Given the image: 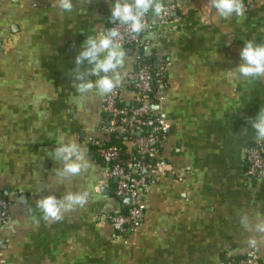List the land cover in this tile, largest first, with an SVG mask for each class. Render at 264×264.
I'll list each match as a JSON object with an SVG mask.
<instances>
[{
	"label": "crops",
	"instance_id": "crops-1",
	"mask_svg": "<svg viewBox=\"0 0 264 264\" xmlns=\"http://www.w3.org/2000/svg\"><path fill=\"white\" fill-rule=\"evenodd\" d=\"M162 2L175 5L170 22L146 27L141 51L162 75L156 110L171 128L142 192V220L120 235L106 216L125 206L90 150L94 141L111 142L101 130L106 94L79 93L73 72L87 36L116 22L114 0H72L71 12L56 0H0V196L9 204L0 264H220L245 257L251 241L264 264V233L256 231L264 176L249 178L244 168L245 149L257 141L251 119L264 109V77L234 73L245 41L264 44V0L228 18L208 0ZM123 50L114 90L130 106L136 95L127 76L141 53ZM62 138L83 150L79 175H61L62 162L52 158ZM121 147L132 156L129 140ZM85 192L87 202L58 222L44 221L36 206L47 195Z\"/></svg>",
	"mask_w": 264,
	"mask_h": 264
},
{
	"label": "built area",
	"instance_id": "built-area-1",
	"mask_svg": "<svg viewBox=\"0 0 264 264\" xmlns=\"http://www.w3.org/2000/svg\"><path fill=\"white\" fill-rule=\"evenodd\" d=\"M252 2L243 0L244 14ZM164 9L159 18H151L146 14L144 22L147 27L169 24L175 5L164 4ZM115 26L121 33V47L139 51L142 47L140 33H132L127 27L116 25V22L109 28ZM136 54V69L127 76L128 84L136 95L134 104L124 105L115 90L106 94L101 103V130L110 136L117 135L129 140L133 146L132 156L122 159L120 148L111 143L94 141L91 144L95 148L96 157L106 166L107 177L115 180L114 196L118 200L124 197L131 200L130 205L123 210L106 216L111 227L120 235L142 220V192L152 179V173L159 167V148L171 128V121L155 109L162 100L158 89L163 81L162 75L153 72L149 64L143 63L139 52ZM244 168L249 178L259 179L264 176V145L261 140L246 147ZM8 205V201L0 196V225L8 219ZM220 264H260V258L255 244H250L249 253L245 257L223 260Z\"/></svg>",
	"mask_w": 264,
	"mask_h": 264
},
{
	"label": "clouds",
	"instance_id": "clouds-1",
	"mask_svg": "<svg viewBox=\"0 0 264 264\" xmlns=\"http://www.w3.org/2000/svg\"><path fill=\"white\" fill-rule=\"evenodd\" d=\"M59 9L71 12L72 0H56ZM208 5L216 10L219 16L228 18L232 15L242 17L245 12L243 0H208ZM162 0H114L110 7L111 19L116 25L127 27L130 32L139 34L147 25L144 22L149 11L159 18L164 13ZM121 33L118 27H111L106 32L96 36H87L80 45L81 50L75 56L74 80L76 89L84 94L96 89L99 95L109 94L121 84L119 69L125 62V51L120 44ZM241 63L234 73L245 78L264 77V44L245 41L240 50ZM87 61V64L84 62ZM86 67L81 71V66ZM88 77H96L93 82ZM238 79V77H237ZM251 127L256 132L257 140H264V109H261L255 119H251ZM75 157V159H73ZM52 158L62 162L61 175L75 176L81 174L87 167L80 146L74 143H64L63 138L58 147L53 150ZM88 199V193H69L62 199L54 195L44 196L36 201V206L46 222H58L63 219V213L74 206H83ZM241 223L248 227L247 218L242 217ZM256 231L264 233V222L256 225ZM255 244V241H251Z\"/></svg>",
	"mask_w": 264,
	"mask_h": 264
},
{
	"label": "trees",
	"instance_id": "trees-1",
	"mask_svg": "<svg viewBox=\"0 0 264 264\" xmlns=\"http://www.w3.org/2000/svg\"><path fill=\"white\" fill-rule=\"evenodd\" d=\"M142 48V47H141ZM141 48H140V53H141V61L143 62V63H146V64H149L150 62H149V60H147L145 57H144V55H143V53H142V51H141ZM150 65V64H149ZM150 67H151V65H150ZM124 141V138L123 137H121V136H117V135H111V144H114V145H116V146H118L119 148H120V151H121V158L122 159H126V158H128V157H130V156H125L123 153H122V147H121V144H122V142ZM90 150L92 151V153H93V155L94 156H96V154H95V152H94V150H95V148H94V146H91L90 147Z\"/></svg>",
	"mask_w": 264,
	"mask_h": 264
},
{
	"label": "water",
	"instance_id": "water-1",
	"mask_svg": "<svg viewBox=\"0 0 264 264\" xmlns=\"http://www.w3.org/2000/svg\"><path fill=\"white\" fill-rule=\"evenodd\" d=\"M113 23H114V22H113ZM145 49H146V48H145ZM146 50H147V49H146ZM155 109H157V106L155 107ZM130 203H131V200H130L129 197H124V198L122 199V204H123L124 206H129Z\"/></svg>",
	"mask_w": 264,
	"mask_h": 264
}]
</instances>
